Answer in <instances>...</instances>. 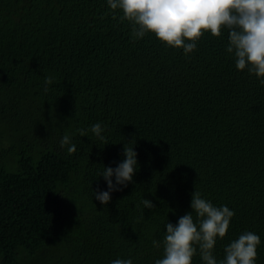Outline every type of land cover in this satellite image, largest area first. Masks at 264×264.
Instances as JSON below:
<instances>
[{"label": "trees", "instance_id": "obj_1", "mask_svg": "<svg viewBox=\"0 0 264 264\" xmlns=\"http://www.w3.org/2000/svg\"><path fill=\"white\" fill-rule=\"evenodd\" d=\"M121 15L107 0H0V264H155L153 241L195 188L235 213L217 261L252 231L264 264V85L236 68L227 29L186 56L154 33L134 38ZM125 143L137 171L104 205L98 174Z\"/></svg>", "mask_w": 264, "mask_h": 264}, {"label": "clouds", "instance_id": "obj_2", "mask_svg": "<svg viewBox=\"0 0 264 264\" xmlns=\"http://www.w3.org/2000/svg\"><path fill=\"white\" fill-rule=\"evenodd\" d=\"M107 4L113 13L117 9L122 11L119 19L131 23L134 38L154 33L167 46L182 48L186 56L196 50L205 32L220 37L227 29L226 51L233 55L236 68L247 69L264 85V0H107ZM52 81L50 76L45 78V92ZM77 131L81 136L86 135L84 129ZM103 131L99 123L91 127V133L100 141L104 140ZM60 147L66 148L69 155L76 152V145L68 135L60 140ZM121 155L124 158L118 166L104 165L98 174V178L106 181L107 190H96L95 199L104 205H108L113 192L122 191L133 182L137 171L135 144L125 143ZM191 195V211L181 216L176 224L167 223L162 242L153 241L154 247L163 245L162 258L155 264H192L197 250L203 264H255L261 239L252 231L243 232L228 244L224 258L217 261L214 256L217 239L225 237L235 213L226 205L214 206L196 188ZM142 203L147 209L156 207L147 198ZM111 264H133V261L115 259Z\"/></svg>", "mask_w": 264, "mask_h": 264}]
</instances>
